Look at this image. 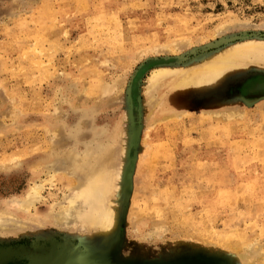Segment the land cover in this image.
I'll list each match as a JSON object with an SVG mask.
<instances>
[{
    "label": "rangeland",
    "instance_id": "374dc122",
    "mask_svg": "<svg viewBox=\"0 0 264 264\" xmlns=\"http://www.w3.org/2000/svg\"><path fill=\"white\" fill-rule=\"evenodd\" d=\"M246 39L264 40V0H0V210L43 182L27 214L42 221L1 232L0 251L40 245L76 258L228 264L239 252L264 264V68L229 76L163 119L146 104L152 69ZM117 132L119 240L118 226L85 235L45 219L83 150Z\"/></svg>",
    "mask_w": 264,
    "mask_h": 264
},
{
    "label": "bare ground",
    "instance_id": "6f19581e",
    "mask_svg": "<svg viewBox=\"0 0 264 264\" xmlns=\"http://www.w3.org/2000/svg\"><path fill=\"white\" fill-rule=\"evenodd\" d=\"M253 67L264 68V40L246 39L232 43L185 66L152 69L146 82V94L149 100L146 104L148 102L149 114L162 119L173 115L181 111L189 101L205 93L206 95L214 93L207 91H214L219 85H223L229 76L240 74ZM103 86L100 87L102 91ZM230 110L234 111V109ZM117 136L118 132L113 133L109 142H96L83 150L80 159L70 166L74 176L71 178L73 179L71 184L63 192L61 199L54 203L58 208L52 206L44 216L45 219L73 233L77 231L85 235L108 237L115 231L122 201L121 181L124 168L122 155L125 152L124 144L117 147L115 139ZM124 137L122 133L120 138L124 140ZM49 171L51 172L52 169ZM55 171L49 174L50 178L47 180H52ZM42 187V181H33L23 196L12 197L5 201L6 207L0 210V233L9 228L8 231L11 233L24 232L35 220L42 221L39 217L36 219L27 217L30 208L41 197ZM20 214H26V217L20 219L18 216ZM222 239L228 238L222 237ZM231 256H234L239 264H255L254 261L251 263L244 253L236 252Z\"/></svg>",
    "mask_w": 264,
    "mask_h": 264
},
{
    "label": "water",
    "instance_id": "95a60500",
    "mask_svg": "<svg viewBox=\"0 0 264 264\" xmlns=\"http://www.w3.org/2000/svg\"><path fill=\"white\" fill-rule=\"evenodd\" d=\"M179 59V58H177ZM134 109V115H133V130L131 134V141L130 145H132V149L135 148L137 138H138V132H139V126H138V112H137V105L133 106ZM133 154L131 159L133 160ZM133 164L130 163V165L127 167L125 171V190L124 194H126L127 190L131 188V182H130V176L132 173ZM127 195V194H126ZM121 225H118L116 235H114L117 240L120 238V232H121ZM114 239V240H115ZM115 240V242H116ZM118 241L116 242V244ZM181 262L175 263L176 261L171 262H149V263H134L128 260H111L106 261L102 258H76L69 256L68 254L59 251L56 248L53 247H43L40 245L32 246V249H26L23 247L17 248V249H8L5 251H0V264H8L9 262H22L24 264H228L227 261H223L221 258L218 257H211V256H196V257H190L186 259L180 260Z\"/></svg>",
    "mask_w": 264,
    "mask_h": 264
},
{
    "label": "flooded vegetation",
    "instance_id": "af4514ba",
    "mask_svg": "<svg viewBox=\"0 0 264 264\" xmlns=\"http://www.w3.org/2000/svg\"><path fill=\"white\" fill-rule=\"evenodd\" d=\"M8 264H23V263L22 262H13V263L9 262Z\"/></svg>",
    "mask_w": 264,
    "mask_h": 264
}]
</instances>
